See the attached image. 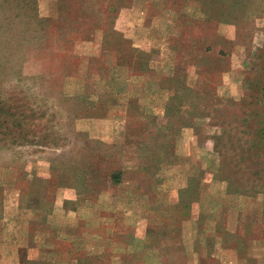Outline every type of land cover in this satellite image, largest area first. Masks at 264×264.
<instances>
[{"label":"rangeland","instance_id":"1","mask_svg":"<svg viewBox=\"0 0 264 264\" xmlns=\"http://www.w3.org/2000/svg\"><path fill=\"white\" fill-rule=\"evenodd\" d=\"M204 36L206 53L194 49ZM164 78L211 97L192 109L200 116H164ZM263 115L264 0H0V264H160L166 252L176 264H264ZM156 125L168 137L158 170L100 196L86 185L92 210L80 196L79 214L90 218L52 206L56 189L77 195L62 180L88 143L160 144ZM196 190L177 223L173 205ZM158 221L180 228L157 246L145 233Z\"/></svg>","mask_w":264,"mask_h":264},{"label":"trees","instance_id":"2","mask_svg":"<svg viewBox=\"0 0 264 264\" xmlns=\"http://www.w3.org/2000/svg\"><path fill=\"white\" fill-rule=\"evenodd\" d=\"M205 39H208V36L198 38L197 39L198 42L195 45L196 48L194 49L196 50V49L203 48V46L205 45ZM180 45H182V42H180ZM183 46L186 47L185 44H183ZM209 48H210V45L208 44L206 47L203 48V52L204 53L208 52ZM174 51L176 52L177 50H174ZM134 52L136 51L134 50ZM141 53L143 54V51H141ZM134 60H136L134 61L135 65H132V67L135 66L139 70L138 71L136 68L135 72L136 73L139 72L140 76L145 75V73L147 72L146 70L150 68V65H149L150 61L146 60V57H142L141 59L134 58ZM188 62L190 64L191 63L195 64V62L192 61L191 59H189ZM173 65L178 66L176 62ZM140 67H142V69ZM130 70L132 72V69ZM169 79L171 78L162 79L164 84H165V81H167V84L169 85V86L168 85L164 86L162 89L165 88L167 91H169L170 96L172 97L170 98L168 103H166V105L167 104L168 105L165 108V115L167 114L166 110L169 109L172 112H174V115H175L174 118L176 119H179V118L192 119L197 116H200L201 115L200 111L197 110V112L194 113L195 111H193L192 109H195L198 107L197 105L199 104L198 100L200 99L207 100V99H211V97L207 96L205 92L197 89L195 85H191L188 83L183 86V85H180L179 81L177 82L175 80L170 82L169 84L168 83ZM183 93L185 94L184 99L180 97L178 99L177 96ZM174 102H178V104H173ZM171 105L173 106L171 107ZM13 116L14 115L12 114L11 117ZM258 124L262 125V128L260 129L262 138L260 141L262 142L261 147H263L264 146V115H263V118L260 119ZM17 125H19V123H17ZM185 125H188V123H184L181 126H185ZM160 137L156 139H159ZM167 139L168 137H166V140H164L160 144L154 142L153 140L150 141V140H145V139H138L137 143L125 142V144L121 146H113V145L104 144L100 142L95 143V144L88 143L87 159H84L83 162L78 163L73 169V174H72L73 176L71 178L67 177L68 179L62 180V182L69 183L70 184L69 186H72L76 190L77 192L76 194L78 196L87 195V194L84 195V193L82 192V188L86 187V185L91 186L89 187L90 188L89 190L91 192H94L95 196H100L99 194L101 193L102 190H104V188L107 187V185L109 186L118 185L120 182L123 181V178H124L123 176H125L127 173L135 172V171L140 172L141 170H146L147 172L150 173V171L152 170H158L159 166L162 163H165L167 161L165 160L167 159L166 154L168 152L167 151L168 148L166 146L168 142ZM131 148H133L134 150L133 155L129 154V149ZM127 156L136 158L137 164L134 169L125 168L122 159L123 157H127ZM240 172H241V169H237V173L234 172V174L236 175V178L241 176ZM86 175L88 176L86 177ZM236 178H234V180L238 181L239 179H236ZM53 181L56 183L57 186H60L58 183L59 179L57 180V178H55ZM196 195H198L197 190L194 191L193 194L191 195L192 198L191 196L189 197L191 199L190 201L188 202L184 201V203L173 205V207H175L173 210L175 213L177 223L181 222L182 218H186L189 215L188 214L189 212L188 208H190L189 204L192 201V199H195L197 197ZM86 199L92 200L89 197L88 198L86 197ZM178 228H180L179 225H176L171 229L167 228L164 225H162L161 221L160 222L158 221L156 223H151V224H148L146 227L145 238L147 240H150L151 242H154L155 245L158 246L159 242L162 239H164V236H165V239H167L168 233L177 232ZM114 234L116 235V237L118 238L120 237V235L115 231H114ZM129 234L130 233L128 232V236L131 239V236ZM173 239L175 240V237L174 238L169 237V241ZM130 241L131 242L134 241V237ZM173 248L175 247L173 246L172 249ZM167 256L169 258L165 259ZM83 261H82V256L79 255L78 264H82ZM122 264H142V260L135 261V259L132 256H130L128 258V261L126 262L124 261ZM160 264H176V253H173V252H168V253L166 252V254L164 253L162 255V261Z\"/></svg>","mask_w":264,"mask_h":264},{"label":"crops","instance_id":"3","mask_svg":"<svg viewBox=\"0 0 264 264\" xmlns=\"http://www.w3.org/2000/svg\"><path fill=\"white\" fill-rule=\"evenodd\" d=\"M170 94V93H169ZM139 96V95H138ZM137 96V97H138ZM145 95H140V97H144ZM165 109L163 110V113H164V116H165ZM163 113H162V115H163ZM150 114V113H149ZM162 115H158V116H156L157 118H160ZM192 125L191 124H188V125H185V126H182V128H181V131L183 130L184 132H186V133H190L191 134V137L194 135V131H193V129L192 128H190ZM155 127H157L156 128V130L155 129H152V130H155V131H153V132H158L157 134H160V136H162V137H160L159 138V140H166V136H164L163 135V133H160L158 130H160V126L159 125H156ZM154 133V134H155ZM190 137V138H191ZM163 164V163H162ZM58 190V196H60L59 197V199L57 198L55 201H53V204H52V206H56V207H58L60 210H61V213L63 214L64 213V216H65V214L66 213H68V212H71V213H74V214H76V216H77V218H78V220H80L79 218H90V216L91 215H88V216H83V215H80L79 214V211H80V209H81V205H85V204H88L89 203V208L92 210V207H90V205L92 206V202H90L89 200L87 201L88 203H86L85 202V200L83 199H81V197L80 196H78V195H76L75 197H74V199H73V197L72 198H70V197H68V192H66L67 191V189H63V188H61L60 189V191H59V189H56V191ZM68 201H74V205H75V209H69L68 208ZM78 206H80V207H78ZM86 209H88V207L86 208ZM90 210V211H91ZM32 211H34L36 214H41V211L40 210H32ZM90 214V213H89Z\"/></svg>","mask_w":264,"mask_h":264}]
</instances>
